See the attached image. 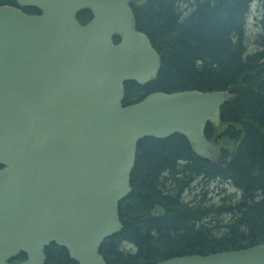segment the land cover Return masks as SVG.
Wrapping results in <instances>:
<instances>
[{
    "label": "water",
    "instance_id": "95a60500",
    "mask_svg": "<svg viewBox=\"0 0 264 264\" xmlns=\"http://www.w3.org/2000/svg\"><path fill=\"white\" fill-rule=\"evenodd\" d=\"M13 1L0 6V264H44L51 244L77 264H106L99 249L122 228L137 143L180 135L226 165L204 132L233 94L154 92L122 106L124 83L145 85L160 68L132 0ZM156 264H264V244Z\"/></svg>",
    "mask_w": 264,
    "mask_h": 264
},
{
    "label": "trees",
    "instance_id": "16d2710c",
    "mask_svg": "<svg viewBox=\"0 0 264 264\" xmlns=\"http://www.w3.org/2000/svg\"><path fill=\"white\" fill-rule=\"evenodd\" d=\"M132 1L136 28L158 53L160 68L145 85L124 83L122 106L154 92L229 91L220 134L232 149L218 167L197 157L180 135L140 140L131 192L118 205L122 228L102 242L100 255L106 264H156L264 244V24L252 52L246 39L250 6L264 0ZM2 5L16 7L13 0ZM77 19L84 24L90 14ZM216 130L207 124L205 137L212 140ZM44 254V264H77L55 244ZM23 260L19 253L10 262Z\"/></svg>",
    "mask_w": 264,
    "mask_h": 264
},
{
    "label": "rangeland",
    "instance_id": "374dc122",
    "mask_svg": "<svg viewBox=\"0 0 264 264\" xmlns=\"http://www.w3.org/2000/svg\"><path fill=\"white\" fill-rule=\"evenodd\" d=\"M264 24V5L261 4H252L249 9L246 20V39H247V48L249 52H252L255 49L253 44L256 34L260 32L261 25ZM217 133L222 131V127L216 128ZM220 143L223 144L226 151L231 152L232 145L229 144L223 136L220 138ZM227 192H233L231 189L227 188Z\"/></svg>",
    "mask_w": 264,
    "mask_h": 264
},
{
    "label": "flooded vegetation",
    "instance_id": "af4514ba",
    "mask_svg": "<svg viewBox=\"0 0 264 264\" xmlns=\"http://www.w3.org/2000/svg\"><path fill=\"white\" fill-rule=\"evenodd\" d=\"M212 140L214 141V140H216V138L214 137ZM223 157H224V158L226 157V154H225V153L223 154ZM1 168H2V166L0 165V169H1Z\"/></svg>",
    "mask_w": 264,
    "mask_h": 264
}]
</instances>
